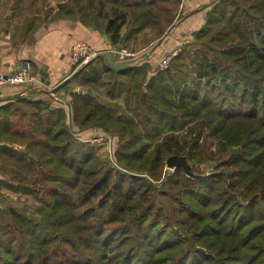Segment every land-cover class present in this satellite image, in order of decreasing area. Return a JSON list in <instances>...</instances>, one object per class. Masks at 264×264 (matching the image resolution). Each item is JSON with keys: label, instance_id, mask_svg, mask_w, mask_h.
Returning a JSON list of instances; mask_svg holds the SVG:
<instances>
[{"label": "trees", "instance_id": "trees-1", "mask_svg": "<svg viewBox=\"0 0 264 264\" xmlns=\"http://www.w3.org/2000/svg\"><path fill=\"white\" fill-rule=\"evenodd\" d=\"M180 4L64 0L53 18L124 48L145 28L164 34ZM24 22L20 40L37 28ZM105 56L54 91L75 81L102 99L71 92L69 113L51 101L0 106V187L38 202L0 205V264H264V0L214 1L155 75L147 60ZM70 120L116 138L113 165ZM172 156L199 177L167 168Z\"/></svg>", "mask_w": 264, "mask_h": 264}, {"label": "crops", "instance_id": "crops-1", "mask_svg": "<svg viewBox=\"0 0 264 264\" xmlns=\"http://www.w3.org/2000/svg\"><path fill=\"white\" fill-rule=\"evenodd\" d=\"M42 1L38 0L37 3L42 4ZM63 1L48 0V9L41 15H33L37 28L25 40H20L19 37L15 39L4 31L0 32L1 70L3 72H13L15 65L19 61L29 60L33 72L41 78L43 86L47 88L43 89L42 93L37 89L25 87L0 88V106L6 103H13L16 99L44 101L41 98L45 94L47 95L46 91H55L63 82L68 81V78L72 74L70 49L76 41L86 42L91 49L106 55L105 58L111 59L114 64L120 66L130 64L128 62H136L137 59L140 60L142 58V56H135L119 60L113 51L119 52L123 48L112 46L104 33L90 27H85L81 23L70 19H54L53 16L57 10V6ZM214 1L216 0H187L183 3L181 0V4L176 11V19L180 13L183 16L186 15V17L180 21L175 19L174 24L160 36L156 35L149 28H145L125 48L134 49L138 52L155 45V54L157 56L160 53L167 54L178 51L182 36L187 32H190L192 35L201 28L203 25L202 21H204L203 16L205 17V13ZM34 3L36 4V0ZM174 26L180 28L177 33L171 32V28ZM123 32L124 29H122ZM45 81L49 83L48 86L45 85ZM63 90L60 89L57 92L61 96H66L68 93Z\"/></svg>", "mask_w": 264, "mask_h": 264}, {"label": "rangeland", "instance_id": "rangeland-1", "mask_svg": "<svg viewBox=\"0 0 264 264\" xmlns=\"http://www.w3.org/2000/svg\"><path fill=\"white\" fill-rule=\"evenodd\" d=\"M34 1L35 0H20V4H18V7L16 8L17 11H15L14 13H11L12 7H14V0H7L6 2L5 0H3V2L0 4V32L4 31L7 34H10L15 39H18V37L21 38L20 29H22V27L25 25L24 19L33 18L34 14L41 15L45 12V10L48 9V0H43L42 4H38L37 3L38 0H36V4H35ZM182 1L183 3H185L187 0H182ZM7 14L8 16L5 17V15ZM184 17H186V15L183 16V14L180 13L177 16L176 20L180 21ZM203 20H204V16H203ZM178 29L180 28L174 26L171 28V32L177 33ZM192 35L190 32H187L185 35H183L182 40L179 43L180 47L184 43L190 42L192 40ZM178 36H180V34H178ZM123 49H126L130 53H136L135 54L136 57L142 56L141 59L147 60L149 67L151 68V70L149 69L150 75H155L157 72L165 70L166 68L159 69L161 68V65H162L161 61L164 59V57H166V55L173 53V52L167 53V54L160 53L159 56H157L155 54L156 53L155 45H152L144 49L143 51H138V52L137 50L130 49V48L127 49L125 47ZM71 75H73V73ZM63 91H65L68 94H66V96H61L60 94H58V92L54 93L59 99H61V103L60 101L59 102L53 101V99L48 95V93L47 95L45 94L46 96L44 95V97L41 99H44V102L51 101L53 102L54 106H60L61 108H64L65 111H67V113H69L71 92L76 93L77 91H83V93L85 94L87 93L93 96H99V98L102 99L101 93L103 90L95 89L93 87H82V86L77 85L75 81H72L68 84L66 89L64 88ZM69 123H71V125L73 126L75 130L73 131L74 135L79 140L86 141L88 143H91V145H94L96 147V152L101 159H105V160L107 159V161H109L110 163L112 162L114 164L113 153L116 148V138H112L110 135L108 136L104 134L102 131H95V132L92 131L95 129H89V130L77 132L76 131L77 128L75 125H73L71 120ZM15 147L17 149H20L17 146ZM214 166L215 164L212 162L203 166V169L205 170L204 171L205 174L203 175H207L208 174L207 172H210L212 170L211 168H213ZM5 171H8V170H5ZM0 179H5L4 177H2L1 173H0ZM0 205L3 208H10L11 210L19 209L20 207L25 206L28 209V211H31L34 206L36 207L38 205V202L31 195H18V194L10 192L9 190H6L0 187Z\"/></svg>", "mask_w": 264, "mask_h": 264}, {"label": "built area", "instance_id": "built-area-1", "mask_svg": "<svg viewBox=\"0 0 264 264\" xmlns=\"http://www.w3.org/2000/svg\"><path fill=\"white\" fill-rule=\"evenodd\" d=\"M122 60L127 57H135L134 53L128 52L126 49H121L119 52L113 51ZM177 52V51H176ZM176 52L166 55L161 61L162 65L159 69H165L169 66L171 58ZM102 53H98L90 48V46L84 41H76L73 43L70 49V59L72 66V73L79 67L88 64ZM3 87H25L31 89H37L40 93L47 89L43 86L41 78L33 72L32 65L29 60H21L13 72H3L0 65V88ZM53 101L61 103L54 93V91H46Z\"/></svg>", "mask_w": 264, "mask_h": 264}, {"label": "water", "instance_id": "water-1", "mask_svg": "<svg viewBox=\"0 0 264 264\" xmlns=\"http://www.w3.org/2000/svg\"><path fill=\"white\" fill-rule=\"evenodd\" d=\"M48 84L49 83L45 81V85L48 86ZM5 146L6 145L1 144L0 148H3ZM166 166H167V168H170V169H175V168L181 167L183 169L185 175L188 178H198L199 177V175H195L192 173L191 167L188 165V163L186 162L184 157H181V156L169 157L166 161Z\"/></svg>", "mask_w": 264, "mask_h": 264}]
</instances>
